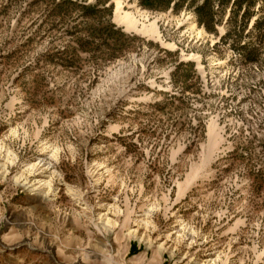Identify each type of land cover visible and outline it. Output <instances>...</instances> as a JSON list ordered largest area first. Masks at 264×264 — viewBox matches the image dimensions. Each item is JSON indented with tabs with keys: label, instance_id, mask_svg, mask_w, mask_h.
I'll use <instances>...</instances> for the list:
<instances>
[{
	"label": "rangeland",
	"instance_id": "rangeland-1",
	"mask_svg": "<svg viewBox=\"0 0 264 264\" xmlns=\"http://www.w3.org/2000/svg\"><path fill=\"white\" fill-rule=\"evenodd\" d=\"M78 1L0 0V264H264V0Z\"/></svg>",
	"mask_w": 264,
	"mask_h": 264
},
{
	"label": "trees",
	"instance_id": "trees-1",
	"mask_svg": "<svg viewBox=\"0 0 264 264\" xmlns=\"http://www.w3.org/2000/svg\"><path fill=\"white\" fill-rule=\"evenodd\" d=\"M237 1V0H235ZM70 4V5H73V6H76V7H81V8H84L85 10H89V11H92L93 9H95V6H92V5H86V4H82V3H79L78 0H60L59 4H57L58 7H60V13H72L71 11L73 10L72 8L66 6V4ZM83 15H87V14H83ZM104 24V23H103ZM114 24H109V27H107L103 32H102V37L104 38V41L101 43V44H95V49H100L102 52H104L103 50V47H105L104 45L106 46H110V43H109V39L112 37L113 33H115V30H114ZM95 29L93 30V32H91V34L88 36V37H84V38H80V41H81V44L83 46H87V47H92L94 44H93V40H91V37H95ZM73 35H76V32H71ZM260 181V180H258ZM134 246H132L133 248Z\"/></svg>",
	"mask_w": 264,
	"mask_h": 264
},
{
	"label": "bare ground",
	"instance_id": "bare-ground-1",
	"mask_svg": "<svg viewBox=\"0 0 264 264\" xmlns=\"http://www.w3.org/2000/svg\"><path fill=\"white\" fill-rule=\"evenodd\" d=\"M129 15L130 14H127L126 16H124V17H129ZM132 15V14H131ZM130 17H133V16H130ZM133 19H134V17H133ZM120 20H122V17H121V19ZM128 20V19H127ZM134 21V20H133ZM131 23H133L132 21H127V25L128 26H131V25H133V24H131ZM135 25V24H134ZM136 26V25H135ZM132 27V26H131Z\"/></svg>",
	"mask_w": 264,
	"mask_h": 264
}]
</instances>
